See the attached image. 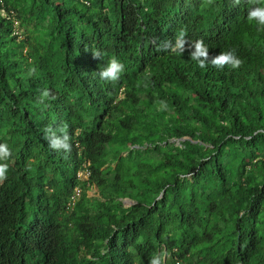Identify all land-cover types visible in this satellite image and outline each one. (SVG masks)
<instances>
[{
	"label": "trees",
	"instance_id": "obj_1",
	"mask_svg": "<svg viewBox=\"0 0 264 264\" xmlns=\"http://www.w3.org/2000/svg\"><path fill=\"white\" fill-rule=\"evenodd\" d=\"M254 7L264 0H0V264H264ZM224 51L238 67L211 64ZM113 57L124 71L100 79Z\"/></svg>",
	"mask_w": 264,
	"mask_h": 264
},
{
	"label": "clouds",
	"instance_id": "obj_2",
	"mask_svg": "<svg viewBox=\"0 0 264 264\" xmlns=\"http://www.w3.org/2000/svg\"><path fill=\"white\" fill-rule=\"evenodd\" d=\"M247 19L252 22L255 21L259 25H264V7H254L249 9ZM17 24V23H15ZM184 32L180 31L176 42L174 45H170V42H165V46H171L172 51H175L177 48H182L184 44ZM94 57H99L101 54L99 51H93ZM208 56V48L203 43V41H196L193 47V50L190 52L191 59L195 60L201 68L205 67V61ZM203 57L204 59H201ZM241 63L240 59L237 58L234 51H224L220 52L218 55L214 56L211 59V64L217 68L222 69L225 64H230L232 68H236ZM124 71V64L117 58L113 57L108 60L106 65H104L98 72L100 79L106 81H115L119 78L120 74ZM42 96H48L47 90L42 93ZM46 138L49 139V146L54 149L63 148L68 150L70 148V144L68 143V136L65 134L63 137L56 136L55 133L48 132ZM8 148L5 144H0V184L4 181L3 178L6 177L7 173V156ZM89 176V172L85 169L78 173V178L82 180H87ZM78 192V195L76 194ZM81 196V190L77 187L73 189V193L70 195L67 206L70 210L74 208L76 203L78 202ZM125 201V200H124ZM127 202V201H125ZM130 206V205H128ZM165 256H163V261L165 260ZM150 264H161V258L158 256H153L151 258ZM176 264H181V262H177Z\"/></svg>",
	"mask_w": 264,
	"mask_h": 264
},
{
	"label": "rangeland",
	"instance_id": "obj_3",
	"mask_svg": "<svg viewBox=\"0 0 264 264\" xmlns=\"http://www.w3.org/2000/svg\"><path fill=\"white\" fill-rule=\"evenodd\" d=\"M15 26H17V24ZM86 194H87L88 197H94V196H96V188L91 186L87 190ZM123 203H124V206H128L129 205V202L123 201Z\"/></svg>",
	"mask_w": 264,
	"mask_h": 264
},
{
	"label": "water",
	"instance_id": "obj_4",
	"mask_svg": "<svg viewBox=\"0 0 264 264\" xmlns=\"http://www.w3.org/2000/svg\"><path fill=\"white\" fill-rule=\"evenodd\" d=\"M183 140H184V139H183ZM125 201L129 202V205H131V204H132V202H131V201H129V200H125Z\"/></svg>",
	"mask_w": 264,
	"mask_h": 264
},
{
	"label": "built area",
	"instance_id": "obj_5",
	"mask_svg": "<svg viewBox=\"0 0 264 264\" xmlns=\"http://www.w3.org/2000/svg\"><path fill=\"white\" fill-rule=\"evenodd\" d=\"M76 194L78 195V192Z\"/></svg>",
	"mask_w": 264,
	"mask_h": 264
}]
</instances>
